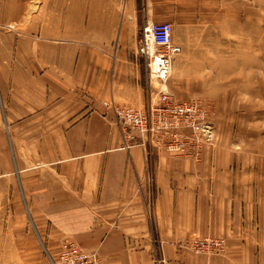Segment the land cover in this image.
I'll list each match as a JSON object with an SVG mask.
<instances>
[{
	"label": "crops",
	"instance_id": "crops-1",
	"mask_svg": "<svg viewBox=\"0 0 264 264\" xmlns=\"http://www.w3.org/2000/svg\"><path fill=\"white\" fill-rule=\"evenodd\" d=\"M57 5L67 15V20H61L65 24L70 22L71 11L78 27L79 23L103 20L126 25L119 32L124 40L129 39L125 28L131 23L165 22L151 10L142 11L139 18L132 9L135 0H59ZM145 6L161 7L166 2L145 1ZM121 7L126 9L118 14ZM21 8L24 5L18 1L13 22L21 21ZM3 20L5 15H0ZM14 33L18 32L10 34L13 38ZM10 35L0 32V182H12V189L16 185L20 195L16 197L24 199L38 234L49 246L72 241L83 250L97 253L100 264H246V253L261 244V240L248 238L260 230V223L250 227L251 213L246 215L244 194L232 188L228 166L222 168L217 160L214 165L205 157L206 150L196 161L163 150H152L148 156L138 146L122 148L120 130L102 103L112 100L125 107H148L150 100L139 98L142 90L134 74L136 62L130 57L136 53L137 41L132 47L126 44L117 48L108 85L104 77L111 64L106 57L102 64L101 48L111 43L100 42L101 35L78 29L71 36L77 38V46L66 40L47 36L38 40L28 35L30 40L19 42L16 54L27 53L30 60L38 61L44 41L51 40L65 43L64 59L76 54L79 61L64 63L78 71V87L67 92L61 88L63 83L56 89L44 85L46 90L52 88L51 94L58 91L60 95L26 98L9 90L18 85L16 60L11 57L16 42L10 47ZM111 38L110 33L105 39ZM47 45L50 49L44 60L52 61L53 46ZM84 55L89 62L94 61L83 62ZM28 70L38 71L37 64L30 62ZM84 70L88 77L81 78L79 72ZM214 166L222 169L214 170ZM148 174L155 184L150 208L137 190L138 181ZM244 219L248 223L244 224ZM198 237L224 238L223 253L202 255L184 249Z\"/></svg>",
	"mask_w": 264,
	"mask_h": 264
},
{
	"label": "rangeland",
	"instance_id": "rangeland-1",
	"mask_svg": "<svg viewBox=\"0 0 264 264\" xmlns=\"http://www.w3.org/2000/svg\"><path fill=\"white\" fill-rule=\"evenodd\" d=\"M18 1L24 5V8H21V21L13 22V13ZM58 1L0 0V15H5V20L0 21V32L9 35L18 32L14 33V38L10 35L7 40L10 47L16 42V48L12 51L14 55L11 57L16 60L15 84L18 85L13 87L14 79H8L12 87L7 86L6 90L10 87L11 93L15 91L26 98L55 97L61 92L51 94V89L60 88L59 84L63 83L61 88L67 92L71 91V87H78L75 84L78 71L64 65L66 62L76 64L79 61L77 55L72 54V57L67 58L69 53H65L64 59L62 46L65 43L51 41L66 40L69 44H76L77 38L71 36L75 35L78 29L101 35L100 42L111 43L101 48L105 52L101 53L102 64L105 57L111 64L104 77V81L109 85L112 80L110 70L117 48L126 47V44L132 47L134 41L138 42L143 26L152 24H129L125 28L129 39L124 40L119 37V32L126 25L119 22L107 24L103 20L93 24L79 23L78 27L76 16L70 11V22L65 24L61 20H67V15L64 16V8L57 5ZM145 1L156 3L158 0H135L133 13H137L140 18L142 11L151 10L161 21L168 22L172 28V39L181 48L173 60L170 76L165 83L166 89L174 98L181 101L193 100L201 104L212 124L213 139L205 144L200 156L193 160L199 161L206 150L205 157L210 158L214 165H217L214 163L217 160L222 164V168L228 166L229 177L231 174L233 178L232 188L244 194L242 196L247 203L246 215L250 217L251 213L252 224L248 226L256 228L255 225L260 223V230L251 233L248 238L258 242L261 240V244L252 251L254 257L252 252L246 253V264H264V0H165L166 6L161 7L145 6ZM129 8L131 7H127ZM125 9L126 7L118 8V14L119 10L122 13ZM66 25L69 29L63 30ZM110 33L112 38L105 39ZM28 35L38 37V40H41L40 36L51 39L43 40L45 44L41 54L37 56L38 61L30 60L27 53L16 54L19 42L30 40L27 39ZM24 44L28 52L29 42ZM47 44L53 46L51 48L54 65L53 60H44L45 52L50 49ZM130 57L136 62L134 74L136 73L142 90L139 98L154 100L155 92L161 85L156 79L150 78L147 61L140 56L138 47L136 53ZM30 62L37 64L38 71L28 70ZM83 62L90 63L87 55L83 56ZM46 70L47 77L44 78L43 73ZM60 72L64 74L62 79L58 75ZM87 73V70L79 72L81 78L88 77ZM11 74L9 71L8 76ZM35 78L38 81H35ZM36 83L42 86H34ZM44 85L52 88L46 90ZM26 86H31L29 91L25 90ZM140 148L148 156L152 150L167 152L162 147ZM177 157L189 158L182 155ZM222 168L213 167L214 170ZM146 176L143 182L138 181L137 190L151 191V199L145 203L150 208L154 202L155 184L153 177L152 182L148 183ZM13 186L14 184L7 180L0 182V264H53V261H57L60 246L65 241L55 247L49 246L43 235L38 234L33 222L34 216L29 214L24 199L16 197L20 195L16 185L15 189H12ZM246 223L248 220L244 219V224ZM215 239L222 241L220 250L202 255L223 253L224 238Z\"/></svg>",
	"mask_w": 264,
	"mask_h": 264
},
{
	"label": "built area",
	"instance_id": "built-area-1",
	"mask_svg": "<svg viewBox=\"0 0 264 264\" xmlns=\"http://www.w3.org/2000/svg\"><path fill=\"white\" fill-rule=\"evenodd\" d=\"M171 31L168 22L147 24L143 26L137 42L140 56L147 61L150 78L156 79L161 85L148 107L135 110L112 100L103 101L102 106L104 111L111 112L120 130L122 148L162 147L169 154L197 159L205 144L213 139L212 124L201 104L193 100L181 101L166 89L165 83L170 76L173 60L181 49L173 41ZM146 180L151 183L152 176L147 175ZM139 192L145 202L151 199L150 190ZM221 247L222 241L215 238L195 239L185 245L186 249L197 254H212ZM53 264H100V259L97 253L65 241Z\"/></svg>",
	"mask_w": 264,
	"mask_h": 264
}]
</instances>
